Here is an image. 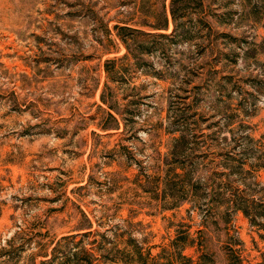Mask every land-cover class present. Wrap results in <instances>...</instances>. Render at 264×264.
<instances>
[{
	"label": "rangeland",
	"instance_id": "1",
	"mask_svg": "<svg viewBox=\"0 0 264 264\" xmlns=\"http://www.w3.org/2000/svg\"><path fill=\"white\" fill-rule=\"evenodd\" d=\"M262 162L264 0H0V264H264Z\"/></svg>",
	"mask_w": 264,
	"mask_h": 264
},
{
	"label": "trees",
	"instance_id": "2",
	"mask_svg": "<svg viewBox=\"0 0 264 264\" xmlns=\"http://www.w3.org/2000/svg\"><path fill=\"white\" fill-rule=\"evenodd\" d=\"M259 166L264 168V162L259 164ZM237 209L241 210L244 213V215L249 219L252 225H257L259 229L263 231L260 233V236L264 239V198L251 200L249 198H246L245 196H240V203L238 204ZM1 212L2 209L0 208V215ZM172 251L179 264H194L193 257L185 255L182 251V248H179L176 242L172 243ZM72 255L75 256L77 258L76 260L78 261L82 259V256H80L79 252H72ZM131 255L132 257H130ZM131 255L127 256L128 258L118 257L113 259L112 261L121 264H127L131 262L144 264V262L142 263L140 261L141 259H145V253L142 252L139 248L132 249ZM146 255L150 256L151 252L146 253ZM78 261L76 264L80 263H78Z\"/></svg>",
	"mask_w": 264,
	"mask_h": 264
}]
</instances>
